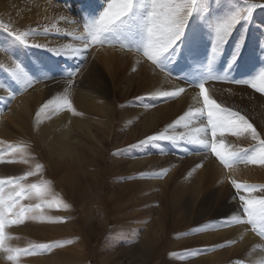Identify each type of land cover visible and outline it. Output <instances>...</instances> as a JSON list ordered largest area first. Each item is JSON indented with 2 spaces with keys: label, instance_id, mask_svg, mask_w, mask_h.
I'll use <instances>...</instances> for the list:
<instances>
[{
  "label": "rangeland",
  "instance_id": "374dc122",
  "mask_svg": "<svg viewBox=\"0 0 264 264\" xmlns=\"http://www.w3.org/2000/svg\"><path fill=\"white\" fill-rule=\"evenodd\" d=\"M42 1L52 3L51 10H61L69 18H73L71 24L79 23L80 30L86 37L84 26L93 23L109 2ZM150 2L151 0H133L134 7L126 26L106 34L112 43L93 44L87 37L89 48L83 51L72 47L54 48L47 44L51 39L71 40L77 35L63 27L65 22L60 25L58 20L50 19L49 16L43 18L34 15L28 17V21L20 20L17 24L7 22L0 16V54L6 58L5 63H0V87L14 98L6 106L3 105L4 108L0 104V120L8 114V109L14 105L17 97H23V94L39 84L64 87L71 83L68 85L76 91L92 93L84 81L92 61L89 60L92 48L121 49L152 63L142 51L147 41L142 21L150 11ZM249 3L264 5V0H198L182 37L169 52L160 57L158 63L161 66L159 70L172 81L198 92L200 108L204 105L198 86L205 84L209 98L214 99L222 108L244 116L256 129L259 139L253 140L250 133H243L241 136L231 131L227 133L226 130L223 134L218 130L213 137L206 111L200 116L197 109L189 111L194 115L185 120H181V117H187L189 112L184 109L174 115H165L162 120L156 119L153 128L142 135L138 132L141 130V119L174 103L180 96L165 97L162 92L144 89L139 82L131 87L121 82L117 89L111 85L107 95L98 96L94 93L103 103L109 104L114 113L108 120L94 116V131L91 129V134L99 139H91V142L82 136L84 134H76L80 140L84 139L79 148L80 158L68 159L56 170L53 165L56 160L50 161L45 157L40 159L42 148L39 144L32 150L34 154H25L23 151L26 143H29L16 140L20 138L21 132L16 133L14 130V140L0 142V181H3L0 190L7 200L10 193L19 191L20 188L27 191L32 184H36L42 189V195L37 196L32 190L30 195L13 196L16 203L5 214L8 223L4 229V247L12 249L14 255L18 250V258L15 261L9 260V253L0 250L2 264H264V261L254 263L244 251L233 253L232 258L223 262L210 259L228 248H237V251L240 249L237 243L230 242V247L220 242L207 244L202 239L214 230L224 231L233 224L228 223L231 219L221 214L223 210L215 205L220 191L218 183L210 184V189L208 184L205 185L196 200L188 195L183 196L181 200L186 208H183L181 219L172 213L170 194L174 184L178 182L180 186L186 185L188 179L204 169V163L201 165L192 160V157L204 155L214 160L224 171L232 194L234 193L233 201H236L238 216H242L243 211L241 196L264 198V193L259 191L264 188V182L253 179L238 181L229 177V173L237 169L264 166L258 158L254 163L243 162V159H251L257 155L261 147L259 140L264 139V136L247 107L224 94L228 87H236L239 89L237 94L245 96L251 92L264 100V92L240 83L253 80L264 71V67L261 69L259 65L260 52L253 54V49L260 48L259 51H262L264 48V7L254 8L249 20H241L234 27L215 59L212 54L215 25L235 12L242 11ZM53 6L55 7L52 8ZM245 14L242 11V15ZM63 17L57 18L64 19ZM23 34H27L26 43L16 40V36ZM121 43L127 47L121 46ZM57 51L61 54L58 55ZM252 57H255L254 62L250 60ZM164 61L170 63L174 71ZM214 63L221 67H215ZM16 64L31 79V84L18 81L12 76ZM95 65L100 67L98 61ZM218 68L220 70H216ZM105 71L102 69L104 74ZM136 71L137 69L133 73ZM195 76L199 79L194 80ZM212 86L221 89L220 97L213 96ZM61 89L52 95L59 96ZM67 107L70 108L69 105ZM178 120L180 123H177ZM198 128H204L206 135L197 133L195 130ZM132 132L137 133L132 135ZM188 134L195 135L197 139L204 138L208 147L180 138ZM160 135L177 139L141 143L147 141L148 137ZM212 143H222L224 148L221 151L226 154L235 153L240 162L227 166L221 164L211 150ZM89 146L97 150L92 151ZM10 180L13 183H9ZM237 182L241 185L240 190L234 186ZM246 185L256 191L249 192ZM21 209L25 210L23 214ZM242 219L247 218L242 216ZM245 224L262 240L264 246V237L252 225ZM262 251L264 253V247Z\"/></svg>",
  "mask_w": 264,
  "mask_h": 264
},
{
  "label": "bare ground",
  "instance_id": "6f19581e",
  "mask_svg": "<svg viewBox=\"0 0 264 264\" xmlns=\"http://www.w3.org/2000/svg\"><path fill=\"white\" fill-rule=\"evenodd\" d=\"M51 4L52 3L49 1L45 2L42 0H0V16H3L7 22H15L17 24L20 22V20L23 22L28 21V17H34V15H40L43 18L49 16L50 19L58 20L57 23L60 25L65 22L63 27L65 26V28L69 29L68 31L70 33L72 32L77 35L74 38H71V40L68 39L61 41L51 39L47 42L48 45H53L54 48H79L78 50L81 51L89 48H85L84 41L87 39V37L85 36L84 32L80 30L81 25L79 23H77V25L71 24L73 18H69V16L63 13L61 10L56 9L60 14L55 10L54 12L51 10ZM54 7L55 6L52 8ZM62 15L64 16V19L57 18L61 17ZM262 49V51H259L260 48L253 49L255 51L253 54L255 55L256 53L258 54L260 52L261 57L258 58V60L260 62L259 65H261L260 67H262L261 69L264 67V48ZM90 51H92V54L89 60L92 61L89 63L90 66L88 68V74L85 77L86 80L84 81L85 85H89V89L92 91V93L89 91H76L72 87L70 88V85H68L71 83H66V87H60L61 85H36L31 91L23 94V97H17L15 99L14 105H11V108L8 109V114L2 120H0V142L14 140L16 137L12 133L15 132L14 130L17 131L16 133L20 131V138L16 140H18L20 143H29H26V149H24L23 152L28 155L30 153L34 154L32 150L36 149L39 144L42 148L40 159L41 157H45L50 161L56 160L57 162L55 161L53 164L55 170L59 166H63V163L68 159H79L81 156L79 148L80 144H83L82 141L84 139L81 138L83 140H80L78 136L76 137V134H84L82 135L85 136L84 138L90 139L91 142L92 140L94 141L96 136L91 134V129L94 123L92 122L93 117L97 115L100 118L108 120V118H110L114 113L112 107L107 103H103V101L95 94H98V96H101L99 94L107 95V91L111 88V85L114 89H117L119 88L118 85L121 82L123 84L125 83L126 86L129 87L139 82L141 85H143L144 89L158 93L179 92L180 89H184L183 92L179 93L180 97H178L179 99H177L174 103L167 104L165 107H161L154 112H151L148 117L141 119L139 126V129L141 130L138 132H140L142 135H146L145 133L153 128L155 122L157 121L156 119L162 120L165 115H174L179 111L181 112V109L189 112L193 109L200 108L199 94L196 90L189 88L182 83H176L172 81L171 78L168 77L163 71L159 70L160 68L157 66L155 67L152 63L145 62L139 55L115 48L103 49L99 47L92 48ZM250 60L254 62L255 57H252ZM5 61L6 58L0 54V63H5ZM96 61H98L100 67L95 65ZM218 61H220L219 58ZM252 61L250 62L252 63ZM166 62L167 61H164L165 65L169 66L171 71H174L170 66V63ZM214 64L215 67H219L218 63ZM219 68L216 70H220ZM102 69L103 71L106 70V74L102 72ZM135 69H137V71L133 73ZM226 69L228 70L227 67ZM197 79H199V77L195 76L194 80ZM59 89L62 90H60L61 92L59 93V96L52 95ZM227 89L228 90L225 91L226 93L224 92L226 97L231 98L234 101L236 100V102L247 107L249 114L254 117L256 125L258 126L261 134L264 136V100L251 92L247 93L245 96L241 93L237 94L236 91L239 89L236 87H228ZM211 90L215 98L220 97L219 90L221 89H219L217 86H212ZM220 93L223 92L221 91ZM12 97L13 96H11L10 93H7L2 87H0V104L2 107L3 105L6 106L10 99H14ZM44 104L47 105V107H45ZM67 105H70V108H68ZM136 133L132 132L131 134L133 135ZM241 136H243V133H241ZM89 148L92 151L97 150H94V148L90 146ZM192 160L196 161L197 164L203 165L204 163V169L200 170L197 174L195 173V176L192 179H188V184L180 186V184L177 182V184H174L170 189V194L173 198H171V209L173 215L176 218H180L183 208H186L185 204H183L181 200L183 196L188 195L193 200H196V198L202 193L205 185L208 184L210 189V184L218 183L220 186V191L217 204L215 205L217 208L220 206V208L223 210V213L221 210H219L221 211L220 213L227 215V217L230 219L233 215L238 216L237 204L235 203L236 201H233L234 193L232 194V190L227 183L228 179L226 178L224 171L214 160H211L208 156H196L195 158L192 157ZM58 161H61L62 163ZM229 177L235 178L237 180L253 179L258 182H264V166L261 168L247 167L237 169L229 173ZM232 223L233 224L229 229L226 228L224 231L214 230V232H211V234L204 235L202 239L207 244H215L220 242L224 246H230V242L237 243L238 249L239 247L240 249L237 251V248L234 250L233 248H228L225 251L216 253L210 259L223 262L227 258H232L233 253L238 254L241 251H244L254 263L263 262L264 253L262 251V247L264 246L262 244V240L255 233H253L245 223ZM0 264L2 263L0 262Z\"/></svg>",
  "mask_w": 264,
  "mask_h": 264
},
{
  "label": "snow or ice",
  "instance_id": "6c2138e0",
  "mask_svg": "<svg viewBox=\"0 0 264 264\" xmlns=\"http://www.w3.org/2000/svg\"><path fill=\"white\" fill-rule=\"evenodd\" d=\"M197 3L198 0H151L149 4L150 11L147 17L142 21V25L147 35L146 45L142 51L143 54L157 67L161 68L158 63L160 57L169 52L182 37L189 17L196 9ZM133 7V0H109L106 8L99 15V17L93 23L84 26V31L87 33V37L90 38L91 43L95 44L97 42H107L111 44L112 41L107 38L106 34L113 33L117 31V29L125 27ZM257 7H264V5L249 3L247 7L242 10L246 13L245 15H242V11L239 10L224 21L215 25V41L212 48L213 59H215V57L219 54L221 47L226 42L234 27L241 20H249L253 9ZM26 35L27 34L18 35L16 36V40L21 43H26ZM88 44L89 40L85 39V48L88 47ZM39 46L40 45H37V47ZM121 46L127 47L122 43ZM57 54L59 55L61 53L57 51ZM12 76H14L18 81H24L28 84L32 83L31 79L27 76L19 64H16L15 70L12 72ZM240 83L248 84L251 87L256 88L257 91L264 92V71H261L253 80L243 81ZM198 87L200 89V96L203 97L204 107L197 109L196 111L200 116H203L206 111L207 122L211 127V134L213 137L217 135L218 130L221 134L227 130L231 131L235 135L250 133L253 140L259 139L256 129L245 119L244 116L222 108L214 100L210 99L205 84H200ZM183 91L184 89H180L179 92H164L162 95L165 97H175ZM45 107H47V105H45ZM193 115L194 114L192 112H189L187 117H181V120L191 118ZM177 123H180V121L178 120ZM195 131L197 133H205L204 128H198ZM180 138L187 139L188 142L193 144H200L208 147L204 138L197 139V137L192 134H188L187 136ZM175 139L177 138L164 135L151 136L148 137L147 141H142L141 143L145 144L149 141ZM259 144L261 147L257 155L253 156L251 159H243L244 163H254L257 158L264 163V139H260ZM223 148V144H211V150L219 158L221 164L227 166L230 163L240 162V160L236 159L235 153L226 154L221 151ZM253 151L256 150L253 149ZM9 183H13V181L10 180ZM2 186L3 181H0V189H2ZM234 186L237 190L241 189V185L238 183ZM245 188L249 192L256 191V189L251 186L246 185ZM32 190L35 191L37 196L42 195V189L36 184H32L31 188L27 191L24 188H20L19 191L10 193L7 200L4 198L3 191L0 190V250L9 253L8 259L12 261H15L18 258V250L17 254L14 255L12 254V249L4 247V241L6 239L4 229L8 223L5 214L10 212L16 203L13 196L21 197L22 195H30ZM259 191L264 193V188H261ZM240 200L243 204L242 216L247 219L244 220L242 219V216L233 215L231 217V221H228V223H247L252 225L261 237H264V198L257 199L252 196L244 198L241 196ZM24 211V209H21V214H23Z\"/></svg>",
  "mask_w": 264,
  "mask_h": 264
}]
</instances>
